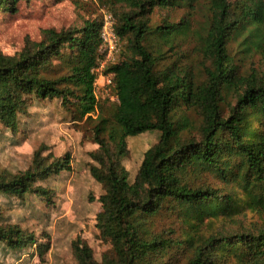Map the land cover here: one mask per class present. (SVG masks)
Masks as SVG:
<instances>
[{"label":"trees","instance_id":"16d2710c","mask_svg":"<svg viewBox=\"0 0 264 264\" xmlns=\"http://www.w3.org/2000/svg\"><path fill=\"white\" fill-rule=\"evenodd\" d=\"M19 1L28 0H0V12L16 13ZM106 1L121 44L104 69L115 100L93 89L101 17L44 29L39 41L0 53L1 128L15 133L34 100L54 99L91 125L88 170L103 190L95 227L109 249L96 260L74 239L77 263L264 264V0H206L198 29L185 16L151 17L201 0ZM150 130L159 136L130 180L127 138ZM71 161L38 148L25 170L0 175V194L50 205L47 182ZM246 212L256 220L243 222ZM162 216L171 225L159 227ZM33 244V233L0 224V246Z\"/></svg>","mask_w":264,"mask_h":264},{"label":"rangeland","instance_id":"374dc122","mask_svg":"<svg viewBox=\"0 0 264 264\" xmlns=\"http://www.w3.org/2000/svg\"><path fill=\"white\" fill-rule=\"evenodd\" d=\"M177 7L172 10L156 9L151 17L158 22L165 14L171 21L182 16L191 20V27L198 29L205 18L203 6ZM118 5V4H117ZM126 8V7H123ZM109 10L106 0H28L19 1L16 13L0 12V53L13 54L22 49L26 41H39L47 28L60 30L71 25L81 26L85 19L99 18ZM193 40L184 43L191 58ZM261 54L253 57L259 64ZM246 66H249L246 63ZM73 107H63L58 99L36 101L20 114L18 128L12 133L0 127V175L16 174L29 167L34 151L41 148V155L62 156L69 152L71 170L63 171L48 180L54 190V201L46 205L28 196L24 200L0 194V224H14L35 235L37 244L14 251L0 246V264H78L72 253L71 243L81 239L99 260L109 245L98 236L95 216L101 209L98 196L101 185L90 175L88 153L97 145L85 120H74ZM159 132L150 130L128 137V155L123 165L133 180L143 152L157 141ZM256 216L246 212L243 222L250 224ZM159 227H167L170 219L162 216ZM45 245L47 247H45Z\"/></svg>","mask_w":264,"mask_h":264},{"label":"built area","instance_id":"2783aa9c","mask_svg":"<svg viewBox=\"0 0 264 264\" xmlns=\"http://www.w3.org/2000/svg\"><path fill=\"white\" fill-rule=\"evenodd\" d=\"M101 30L100 36L102 44L99 48V56L92 72L95 74L93 89L95 98H104L108 96L109 99L115 100V95L112 94V72H104L105 66L111 63L118 53L121 44L118 35L114 30V17L108 10L104 11L101 16Z\"/></svg>","mask_w":264,"mask_h":264}]
</instances>
